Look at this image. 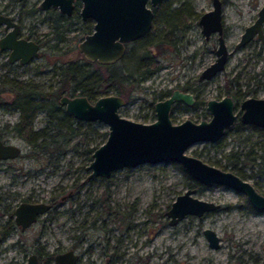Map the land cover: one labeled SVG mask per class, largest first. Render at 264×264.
I'll return each mask as SVG.
<instances>
[{"label":"rangeland","instance_id":"374dc122","mask_svg":"<svg viewBox=\"0 0 264 264\" xmlns=\"http://www.w3.org/2000/svg\"><path fill=\"white\" fill-rule=\"evenodd\" d=\"M230 1L234 3L223 7L226 25L234 23L225 36L230 55L223 70L203 81L198 76L212 63V47L217 40L214 34L204 38L197 18L211 9V0L163 2L147 41L162 38L174 23L179 29L164 39L165 49L157 55L161 67L151 77L141 80L139 88L130 91L119 108V115L138 122H153V102L158 91L185 82L199 86L201 96L196 100L202 103L175 108L170 113L173 123L185 118L195 122L204 119L208 114L204 102L224 95L228 87L239 88L245 96L264 97V44L256 41L241 48L233 47L243 27L255 19L264 0ZM38 2L0 0V5H10L9 14L20 21L24 35L32 31L50 44L56 40L52 31L54 10H39ZM182 11H187V16L178 17ZM168 16L171 17L167 22ZM232 18L236 19L233 23ZM68 25L65 23L58 29L63 30L60 32L67 38L65 41L73 39V47L83 37L84 29L92 28L91 22L78 19L71 22L70 28ZM157 50L154 48L150 54H156ZM143 51L142 41L130 43L117 66L134 71ZM40 61L36 57L23 67L9 64L5 71L10 80L34 84L41 91L59 88L61 82L52 66L43 65L42 72L34 69ZM75 61H81L80 53ZM90 68L100 69L95 65ZM251 88L256 90L250 91ZM14 96L0 98V131L5 132L11 143L20 146L15 159L0 161V226L6 225L10 215L13 222V209L24 199L54 198L57 207L41 214L37 222L24 230L13 222L14 229L0 242L1 258H15L20 264L24 255L37 251L43 255L41 264H54L53 254L74 249L79 254L76 264H264V212L250 211L243 193L214 184L196 189L187 173L172 162H144L115 169L107 177L88 178L90 170L86 167L93 149L107 138V124L77 120L45 100V108L37 110L31 121L32 132L43 135L30 145L10 132L20 117L18 110L12 108ZM263 140L264 131L230 129L217 142L191 144L186 153L219 168L235 164L244 179L264 194V178H259L257 168L249 167L251 150L258 152ZM243 160L248 164H243ZM188 188L195 189L193 196L197 199L218 203L220 208L200 217L188 214L170 224L166 212L178 194ZM204 228L218 235V248L207 244ZM46 253L50 254V260L46 259Z\"/></svg>","mask_w":264,"mask_h":264},{"label":"water","instance_id":"95a60500","mask_svg":"<svg viewBox=\"0 0 264 264\" xmlns=\"http://www.w3.org/2000/svg\"><path fill=\"white\" fill-rule=\"evenodd\" d=\"M74 0H40L41 9L55 7L60 13L69 15L74 7ZM82 4L79 14L84 20H93V31L76 45L81 55L89 61L100 64L114 63L122 58L126 43L137 40L149 32L152 26V7L162 0H78ZM220 7L213 0L212 9L199 17L201 33L205 37L217 31L218 44L214 48L215 59L201 70L199 79H209L222 70L226 64V44L222 38ZM264 21V4L258 10L256 20L245 27L240 36L241 45L254 34L264 42L261 23ZM4 24L6 34L0 38V47L10 51L8 61L26 64L37 55L38 44L34 40L17 38L18 24L8 15L0 14V24ZM64 111L75 119L83 121H102L108 126L107 138L92 151V159L86 170L88 178L109 176L115 169L134 167L144 162L155 164L163 162L178 163L183 171L203 185H222L243 193L252 208L264 212V195L246 179L240 178L232 170L208 164L199 157L186 153V148L197 142H217L236 119L233 114L234 104L230 96L221 99H208L206 108L210 115L207 120L193 121L190 118L172 123L169 118L174 101L191 104L192 96L187 92L173 89L169 97L154 103L155 120L151 123L129 120L119 115L124 98L116 94L99 96L91 102L85 96L73 97L62 95L58 99ZM240 120L244 124L264 127V98L249 97L240 102ZM20 153V146L0 139V160L15 159ZM194 188H188L178 194L167 210L169 223L175 224L188 214L200 215L217 210L220 204L197 199L193 196ZM49 205L21 201L14 208V222L27 228L36 222L39 214L46 212ZM207 244L218 248L219 237L209 228L203 229ZM0 235V242H1ZM57 264H76L78 255L66 250L55 257ZM25 264H37L36 255L30 253Z\"/></svg>","mask_w":264,"mask_h":264},{"label":"trees","instance_id":"16d2710c","mask_svg":"<svg viewBox=\"0 0 264 264\" xmlns=\"http://www.w3.org/2000/svg\"><path fill=\"white\" fill-rule=\"evenodd\" d=\"M163 2L158 5V7L153 9V27L157 23V15L161 5L164 4ZM171 2L177 3L180 2V0H170L169 3ZM168 5L166 6V8L168 7ZM175 12H177V10H175L174 13ZM184 15L187 16V11L183 12V14H178V17H184ZM170 17L171 16L167 17V22ZM56 19V24L52 25V31L54 33L53 37H55L59 41L66 40L67 38L62 36L60 30H58L59 27H62L61 25L62 23H64V18L61 16H57ZM74 19H79V15L74 14ZM175 29H179V25L176 23H174L173 26H170V28L166 30V33L160 39L155 38L148 42L147 40L150 39L149 36L151 35V31H149L148 34H146L145 36L138 38V40H136L135 42H132L139 43L142 41L144 44V51L138 57V61L134 71H124L123 68L117 66L118 62L107 65L88 62V67H86L85 64H83L84 59L81 58L80 62H67L64 64L63 67L58 68V80H60L61 85L59 88H55L54 90L41 91L38 90L37 86L34 84L31 85L23 81L19 82L14 79L9 80L8 86L10 88L11 93L15 95L12 101V108L18 110L20 114L19 121L14 124V126L10 129V132L13 135L26 141L28 144L34 145L36 138L42 137L43 135L41 132H32L31 121L35 115V112L39 109L45 108L47 103L43 101L48 100V104H52L54 108H56V110L60 109L61 112L65 113L64 109L60 106L58 98L63 94L64 90L66 89L67 91L79 90L82 95L90 99L95 98L99 94L109 92L110 90H113L114 93L118 95H122L124 98L128 97L130 95L131 90L139 88L138 84L141 80L151 77V75L161 67V64L158 63L157 55H161V52L165 49V37H167L168 34L170 35L174 33ZM154 48L158 49L156 54H150V52H152ZM91 65L103 68L105 70V73H100L99 69L98 71H93L90 68ZM4 86L5 83L1 81L0 90H3ZM65 115L70 116L69 113H65ZM243 127L244 125L241 123L240 120L235 121V123L233 124V129H242ZM251 152L253 156L249 167L257 168V174L259 178H264V140L262 141L261 147L259 148L258 152H253L252 150ZM243 164L248 163L243 160ZM176 165L181 168L178 163H176ZM212 165L217 166L215 164ZM231 165L232 166H230V168L221 166L220 167L223 169L232 170L240 177H243V174L240 172V169L236 168L235 164ZM187 175L190 177L189 174ZM191 180L193 181L192 186L196 189L203 185L200 182L198 183L197 181L193 180L192 178ZM248 207L250 211H256V209L252 208L249 203Z\"/></svg>","mask_w":264,"mask_h":264},{"label":"flooded vegetation","instance_id":"af4514ba","mask_svg":"<svg viewBox=\"0 0 264 264\" xmlns=\"http://www.w3.org/2000/svg\"><path fill=\"white\" fill-rule=\"evenodd\" d=\"M17 1H26V0H17ZM164 0H162V1H160L159 3H158V5H160L162 2H163ZM218 1V3H219V7L221 8L220 9V23H221V29H222V33H221V35H222V38H223V40H225V36H226V31L228 30V28L230 27V25L231 26H234V21L236 20L235 18H232L233 20H232V23L233 24H230V25H226V23H225V19H224V5L225 4H227V3H231V5L234 3V1L233 2H231L230 0H217ZM40 3V0H39V2H38V4ZM38 4H37V6H38ZM73 4H74V7H73V10H72V12L69 14V15H66L65 13H60L59 11H58V9L57 8H55V7H50V8H48V9H41L39 6H38V9L40 10H43V11H53L54 10V12H52L51 13V15H52V17H53V19H52V22H53V24H56V22H57V19H56V17L57 16H61V17H63L64 18V23H62V27H59V28H63L64 27V25H65V23H67V24H69L68 26V28H70V24H71V22H73V20H74V14H78L79 15V19L78 20H81V22H85V21H88V22H91V25H92V28L90 29V28H88V27H86L85 29H84V34H83V37L79 40V41H81L84 37H85V34H88V33H91L92 31H93V20L91 19V18H85L84 20L80 17V14L78 13L79 12V10H80V8H81V6H82V4L80 3V1H78V0H74L73 1ZM264 4V3H263ZM262 4V5H263ZM80 5V6H79ZM158 5H156L155 7H152V11H153V9L154 8H156V7H158ZM262 5H261V7H262ZM10 5L8 4H1L0 5V14H2V15H9L10 16V18H12V20L13 21H15L17 24H18V27H19V31H18V34H17V38H20V37H22V38H25V39H28V40H34L35 42H37V44H38V52H37V55L36 56H34V57H32V59H30V61L28 62V63H26V64H31L32 63V61L34 60V58H36V57H39V59H41V61H40V64H37V65H34V69L35 70H37L38 72H42V66L44 65V67H49V66H52V69L55 71V75H57V70H58V68L60 67H63L64 66V64L65 63H67V62H71V63H73V59L76 57V55L78 54V53H80L79 51H78V49H77V47H76V45H77V43L79 42H77L76 44H75V46L73 47V45H74V41H73V39L71 40V42H67V41H65V40H63V41H59V40H55V41H53V43H50L49 44V42H45V41H43V39L42 40H40L39 38H37L35 35H34V33L31 31V33L29 34H27V35H24L23 33H22V25H21V23H20V21H18V19L17 18H15V17H13L11 14H9V12H10V10H8V7H9ZM77 6H79V8H78V10H76L77 8ZM212 6H213V0H211V9H212ZM260 7V8H261ZM259 8V9H260ZM210 9V10H211ZM258 9V10H259ZM258 10H257V12H258ZM77 11V12H76ZM209 11V10H208ZM257 12H256V14H255V19H253V21L251 22V23H249V24H246L244 27H243V31L240 33V35H239V37H238V40L235 42V44H234V49H236V48H241V47H244V46H246L247 44H249V43H252V42H256V41H258V42H261L262 43V45L264 44V42L260 39V38H258V36H257V33L256 34H254L249 40H247L246 41V43H244V44H241V45H238L237 46V44L240 42V36H241V34L244 32V30H245V27L246 26H249V25H251L252 23H254V21L256 20V15H257ZM203 13V12H202ZM202 14H200L199 16H198V18H197V20L199 19V17L201 16ZM153 16H154V11H153ZM153 20V19H152ZM198 22V24H199V20L197 21ZM152 24H153V22H152ZM199 26H200V24H199ZM261 28H262V32H263V34H264V21L261 23ZM151 29V28H150ZM200 29H201V26H200ZM59 30V29H58ZM60 31H63V30H60ZM6 34V29H4V24L2 23V24H0V38L2 37V36H4ZM147 34H148V32H147ZM215 35V37H216V40H217V37H218V34H217V31H213V32H211L210 34H209V36L208 37H205L204 36V34H203V36H204V38H209V37H211L212 35ZM145 36V35H144ZM143 37V36H142ZM139 38H141V37H139ZM138 40V39H137ZM136 40H133V41H130V42H128V43H126V44H124L125 45V52H124V56H125V53H126V51H127V49H128V45L130 44V43H132V42H135ZM217 44H218V40L216 41V44L212 47V51L214 50V48L217 46ZM225 44H226V40H225ZM226 51H227V57H226V60L228 59V57H229V55H230V51H228V48H227V45H226ZM9 53H10V51L9 50H7V49H5V48H1L0 47V68H2L3 70L0 72V83H1V81H3L4 83H5V86H4V89L2 90H0V98L1 97H4L5 99H7V98H11L12 97V95H13V93H11V91H10V88H9V86H8V83H9V80H10V78L8 77V72L7 71H5V67L7 66V65H9V64H15L16 66H18V67H23V66H25L26 64H20V62L19 61H15V62H9L8 61V57H9ZM56 53V54H55ZM213 53H214V51H213ZM81 54V53H80ZM65 55V56H64ZM67 55H69V56H67ZM64 56V57H63ZM123 56V57H124ZM122 57V58H123ZM81 58H83L84 60H83V64H85V66L86 67H88V62H91V63H98L97 61L96 62H92V61H89L87 58H85V57H83L82 55H81ZM122 58H120V59H122ZM119 59V60H120ZM214 59H215V53H214ZM213 59V60H214ZM87 62V63H86ZM116 62H118V61H116ZM225 62H227V61H225ZM115 63V62H114ZM100 64V63H99ZM107 64H111V63H107ZM107 64H101V65H107ZM226 65V64H225ZM225 67V66H224ZM224 69V68H223ZM222 69V70H223ZM221 71V70H220ZM99 72L100 73H105V70H103L102 68H100L99 69ZM216 74H217V72H216ZM200 75V74H199ZM215 76V75H214ZM213 76V77H214ZM212 78V77H211ZM198 79H199V76H198ZM210 79V78H209ZM200 81L202 80H205V79H199ZM25 82V81H24ZM25 83H27V82H25ZM229 88V87H228ZM227 88V90H225V92L223 93L224 95H221V96H219V97H216V98H209V99H221L222 97H225V96H230L231 97V99H232V102H233V104H234V108H233V114L234 115H236V119L234 120V122L230 125V127H229V129H227L225 132H224V134H226L227 132H229V130L230 129H233V124L235 123V121H237V120H240V113H241V110H240V102L242 101V100H244V99H246V98H249V97H255V96H253L252 94L251 95H248V96H245L244 94V91L242 92L239 88H237V89H235V90H231V88L230 89H228ZM173 89H178V90H180V91H182V92H187V93H189L191 96H192V99H193V101H192V103L191 104H186V103H183V102H181V101H174V103L171 105V110H170V113L175 109V108H180V109H182V108H185V107H191V106H193V105H195V104H200V103H202L201 101H198V100H196V98H198L199 96H201L200 95V93H201V90H200V88H199V86H196L195 84L194 85H190V84H188V83H183V84H175L174 86H173V88H162V89H160L159 91H158V93H157V98H156V100L153 102V106H154V103L156 102V101H162L164 98H167V97H169V95L172 93V91H173ZM254 90H256V88H251L250 89V91H254ZM109 94H116V93H114V91L113 90H110L109 92H106V93H104V94H99L98 96H96L95 98H92V99H90V98H86V99H88V100H90L91 102H93V101H95V99L96 98H98L99 96H106V95H109ZM62 95H67V96H69V97H73V96H77V95H82L81 93H80V91L79 90H76V91H74V90H68L67 91V89L66 90H64V92H63V94ZM61 95V96H62ZM116 95H118V94H116ZM82 96H84V95H82ZM118 96H122V95H118ZM86 97V96H85ZM60 98V97H59ZM58 98V99H59ZM122 98H124L123 96H122ZM255 98H259V97H255ZM264 98V97H263ZM124 100H125V98H124ZM208 100V99H207ZM206 100V101H207ZM206 101L204 102V105L206 104ZM60 106L64 109V107L60 104ZM205 110L208 112V110H207V108H206V105H205ZM153 111H154V118H155V110L153 109ZM170 113H169V118H170ZM210 118V115H209V113L208 114H206V117H204V119H201V120H207V119H209ZM192 120V119H191ZM172 121V120H171ZM200 121V120H199ZM241 121V120H240ZM151 123V122H150ZM173 123V122H172ZM176 123V122H175ZM242 123V122H241ZM243 125H244V127L243 128H252V129H254V130H257L259 133H261V132H263L264 131V127H259V126H256V125H252V124H244V123H242ZM242 128V129H243ZM221 138H222V136H221ZM0 139L2 140V142L4 141V142H10L9 140H8V138L5 136V132L4 131H0ZM4 160H9V159H4ZM4 160H0V161H4ZM228 170V169H227ZM241 172V171H240ZM242 174H243V172H241ZM238 175V174H237ZM239 176V175H238ZM240 177V176H239ZM240 178H243L244 179V177H240ZM252 184V183H251ZM254 187H255V189H257L256 188V185L253 183L252 184ZM258 190V189H257ZM259 191V190H258ZM260 192V191H259ZM261 193V192H260ZM264 195V194H263ZM23 201H25V202H33V203H38L39 201H41V202H44V203H46V204H48L49 205V210H47L46 212H48V211H50L52 208H56L57 207V202L55 201V199L54 198H52V199H49V200H44V199H38V200H36V199H33V198H28V199H24ZM21 202V201H20ZM18 204V203H17ZM17 206V205H16ZM15 206V207H16ZM14 207V208H15ZM14 210V209H13ZM14 212V211H13ZM45 213V212H44ZM44 213H41V214H44ZM41 214H39V216L41 215ZM39 216H37V218H36V222H37V220L39 219ZM50 218V217H49ZM49 218H47L48 220H50ZM13 222H14V219H13ZM13 222H12V219H11V215H10V218H8L7 219V221H6V223H4V224H6V225H3V226H0V235H1V239L3 240L6 236H8V234H9V231H11V229L13 230L14 228H13ZM15 224H16V222H14ZM35 223V222H34ZM34 223H32V224H34ZM31 224V225H32ZM31 225H29V226H31ZM5 226H7V227H5ZM16 226L18 227L19 226V229L20 230H24V229H26V228H21L20 227V225H17L16 224ZM27 228H29V227H27ZM1 240V241H2ZM68 250H72V251H74V249H68ZM63 251H66V250H63ZM62 251V252H63ZM62 252H57V253H55V254H53L52 255V259H53V263L54 264H57V263H55V256L57 255V254H60V253H62ZM76 252V251H75ZM30 253H34L35 255H36V259H37V264H41L40 262H41V258H43V255L42 254H40V253H38L37 251H35V252H30ZM77 253V252H76ZM30 254H28V255H24V260L22 261V263H20V264H25L26 263V260H27V258H28V256H29ZM77 255H78V258H77V260L79 259V254L77 253ZM45 256H46V259H48V260H50L51 259V256H50V254L49 253H46L45 254ZM77 260H76V263H77ZM47 261V260H46ZM0 264H19L16 260H15V258H9V259H7V258H1V255H0Z\"/></svg>","mask_w":264,"mask_h":264}]
</instances>
